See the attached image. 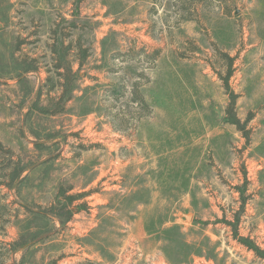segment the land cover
I'll list each match as a JSON object with an SVG mask.
<instances>
[{
  "label": "rangeland",
  "instance_id": "rangeland-1",
  "mask_svg": "<svg viewBox=\"0 0 264 264\" xmlns=\"http://www.w3.org/2000/svg\"><path fill=\"white\" fill-rule=\"evenodd\" d=\"M0 142V264H264V0H0Z\"/></svg>",
  "mask_w": 264,
  "mask_h": 264
},
{
  "label": "trees",
  "instance_id": "trees-1",
  "mask_svg": "<svg viewBox=\"0 0 264 264\" xmlns=\"http://www.w3.org/2000/svg\"><path fill=\"white\" fill-rule=\"evenodd\" d=\"M228 60V65L227 67V74L224 78V89L226 91H229V86H228V79L230 78L231 74H232V62H233V58L230 57H226ZM229 98H230V102L226 108V118L228 120V122L232 125H234L239 131L243 132L244 131V123H241V121L237 118L236 114H235V110H234V106H235V99L236 96L233 93H229ZM0 152H3L5 155V159H7V165L4 166V168L8 169L10 168L11 165H14V167H17V169L19 168V163L14 161V156L13 153L10 149L4 147L2 145V143L0 142ZM15 169V170H17ZM21 174V170L19 169V171L17 172L16 177H18ZM11 178V175H10ZM3 180V179H2ZM8 179H6L7 181ZM4 181V180H3ZM12 182V179L8 180V182L6 183V185H4L5 187H10ZM73 199H70V201H72ZM243 208V205L241 206V209ZM241 212V211H240ZM239 215L240 213H238L235 216L234 222H227V221H223L224 224H226L228 227L231 228L232 231V236L234 238V240H236L241 246H243L244 248H246L248 251L253 252L257 257H259L260 259L264 260V250L260 249L258 246H256L254 243H252L248 238H244L239 236L238 232H237V225L239 222Z\"/></svg>",
  "mask_w": 264,
  "mask_h": 264
},
{
  "label": "water",
  "instance_id": "water-1",
  "mask_svg": "<svg viewBox=\"0 0 264 264\" xmlns=\"http://www.w3.org/2000/svg\"><path fill=\"white\" fill-rule=\"evenodd\" d=\"M185 219H186V220H189V219H190V215H187V216L185 217Z\"/></svg>",
  "mask_w": 264,
  "mask_h": 264
}]
</instances>
